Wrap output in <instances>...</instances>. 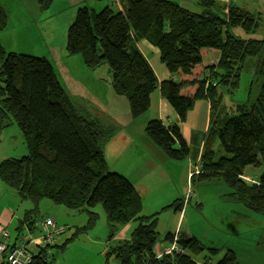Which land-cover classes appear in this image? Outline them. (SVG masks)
<instances>
[{
  "label": "trees",
  "instance_id": "obj_1",
  "mask_svg": "<svg viewBox=\"0 0 264 264\" xmlns=\"http://www.w3.org/2000/svg\"><path fill=\"white\" fill-rule=\"evenodd\" d=\"M53 1L38 0V4L48 10ZM117 1L118 11L110 6L100 12L86 6L79 8L68 32L69 53L80 54L90 68L108 65L115 93L128 97L130 116L136 120L150 109L152 94L159 85L153 66L136 43L146 40L158 48L169 74L183 76L180 81L165 79L160 86L162 96L180 122L187 120L197 101H209L213 109L210 128L206 133L194 130L189 144L179 124L166 126L161 119H151L145 138L131 141L143 147L148 141L171 160L191 161L200 169L197 177L192 176V186L196 180L202 184L221 179L241 195L238 201L264 218V40L242 39L231 31L241 27L245 32H254L262 21L261 13L231 2L225 17H220L213 10L216 0H199L197 12L171 0ZM7 21L8 13L0 4V32ZM206 49L220 53L218 66L222 72L214 73L221 78L213 75L212 80L202 79L194 93L182 92V88L191 86L187 78L194 75L193 68L202 64ZM232 70L249 74L251 84L247 100L237 106L238 113L221 116L224 89L237 90L233 78L240 74L227 79ZM111 116L86 99L84 106L75 104L48 58L6 53L0 42V134L17 124L28 148L23 157L0 163L1 180L22 199L31 198L36 204L42 198L70 210L102 204L111 230L109 241L121 226L139 220L129 241L107 251L108 257L120 264H197L195 256L206 248L187 233L179 232L178 244L184 253L165 254L164 244L157 254L155 223L145 224L148 219L140 216V192L131 180L107 166L106 145L118 136L122 126L127 127ZM216 143L221 156L213 147ZM244 165L263 167L258 182L249 185L243 179ZM184 208V199H178L175 209ZM89 213L90 223L94 224L97 215ZM31 218L32 214L27 215L18 229L22 231L27 225L35 231L36 222ZM174 236L169 233L165 243L173 242ZM210 251L215 255L217 248ZM33 264L51 263L38 253ZM216 264L243 263L228 249Z\"/></svg>",
  "mask_w": 264,
  "mask_h": 264
},
{
  "label": "rangeland",
  "instance_id": "obj_2",
  "mask_svg": "<svg viewBox=\"0 0 264 264\" xmlns=\"http://www.w3.org/2000/svg\"><path fill=\"white\" fill-rule=\"evenodd\" d=\"M171 1L193 12L200 9L199 0ZM223 1L225 0H216L214 7L220 6ZM235 3L246 4L244 7L252 10L257 7L258 10L255 11L261 13L262 21L257 29L250 33L241 27L232 28L233 35L242 39L264 40V0H236ZM0 4L8 13L7 25L0 32V42L6 53L17 52L48 58L54 65L61 85L75 104L84 106L86 99L96 108H98L96 103H101L110 108L111 113L117 112L123 117L130 116L129 99L115 93L108 65L90 68L84 64L80 54H70L67 49L68 32L79 8L86 6L100 12L106 6H110L114 11H118V5L114 0H54L48 10H42L38 0H0ZM212 60L208 59L205 68L201 67L194 76L187 78L188 81H192L191 93L196 91L204 77L208 81L213 79V75L215 78H221V75L216 76L214 73L215 70L222 72L218 66L219 60ZM154 65L161 73L159 65ZM230 73L231 76L227 73V79L232 78L235 73L240 74L233 78L232 85L237 86V90L233 92L231 88L224 89L221 116L226 113L231 115L238 113L237 106L247 100L251 84L249 74L235 70ZM185 89L182 88V92H186ZM229 90L232 93H227ZM110 94H115L113 95L116 96L115 100L111 99ZM101 111L105 112L102 108ZM151 113L152 111L136 119L134 130L139 132L138 135H145L146 130L142 125H145ZM111 118L115 119L113 116ZM113 128L115 129V126ZM120 132L124 133L123 126ZM213 147L221 156L222 150L218 148V143ZM156 148L157 156L154 158L140 145L134 148L128 144L122 150L104 151L110 171L127 177L140 192L142 197L140 216L148 219L145 224L155 223L158 237L155 250L159 253L158 249L162 248L169 233L183 232L196 237L205 246L206 249L195 256L199 264L209 260L208 257H211L214 264L218 263L228 249L233 250L238 261L243 264H264V218L258 216L259 212L250 210L238 201L241 195H237L221 179L202 184L196 180L192 186V176H198L199 167L189 161L193 168L188 179L189 166L186 161L171 160L162 150ZM27 152L26 139L17 124L1 132L0 163L4 159L21 158ZM156 163H160L162 167L154 165ZM242 170L243 179L249 185L258 182L263 173V167L256 168L250 165H244ZM180 198L184 199L183 211L175 209ZM89 211L97 215L94 224L90 223ZM28 212L32 214L30 221H35L36 227L40 221L50 217L55 221V229H64L44 253L45 259L51 264H120L114 257H108L107 251L114 245H122L129 241L140 224V221L136 220L121 226L114 239L109 241L111 230L102 204H96L87 210H70L63 205H55L48 198H42L36 204L31 198L22 199L0 178V224L9 230L12 241L17 238L35 239L41 235L38 228L31 231L27 225H24L22 231L18 229L27 215H30ZM4 214L7 216L5 221L1 217ZM166 243H168L166 246L170 245V242ZM212 248H217L215 255L210 251ZM31 249L34 252L40 251L35 245H32Z\"/></svg>",
  "mask_w": 264,
  "mask_h": 264
},
{
  "label": "crops",
  "instance_id": "obj_3",
  "mask_svg": "<svg viewBox=\"0 0 264 264\" xmlns=\"http://www.w3.org/2000/svg\"><path fill=\"white\" fill-rule=\"evenodd\" d=\"M115 3L118 5V8H120V4L118 3L117 0H114ZM236 0H231V2H233V4L238 5L242 8H246L244 6H246V4L243 5H239L235 3ZM227 3H230L229 0H225L223 2H221V4L223 7H225L227 5ZM251 3V2H249ZM257 5V4H256ZM258 6V5H257ZM257 7H255L254 10L252 9H247L246 10H250L253 12H256L255 10ZM137 47L140 49V51L146 56V58L149 60V62L151 63V65L153 66L156 75L158 77L159 80V85L157 90L152 94V100H151V107L150 109L146 112H151L150 117L145 121V125H142V128L146 130V126L148 124V122L151 119H161L163 121V123L168 126V125H172V124H179L182 134L184 135V138L189 142V144L192 143V140L194 139V136L192 135L194 130L198 131V132H207L210 122H211V117H212V106L210 104L209 101L207 100H199L196 102V104L194 105V108L188 113V118L186 122H180L179 121V117L178 114L176 113V111L174 110V108L171 106V104L168 102L167 99H165L162 96L161 93V83L169 78L172 77L174 80L176 81H180L183 79V76L179 73L176 74H169V72L166 69V66H164V64L161 62L160 60V52L158 50V48L154 47L153 45H151L150 43H148L146 40H140L137 41ZM213 57V58H211ZM208 59H213L212 61L215 60H219L220 59V53L213 51V50H204L203 51V63L200 66H197L195 68L192 69V73H194V75L196 74V72H199L198 70L201 69V67H206L205 62ZM159 65L160 69H161V73H159L157 71V67L154 65ZM202 74V73H201ZM194 75H189V76H194ZM203 76V75H202ZM206 78V77H204ZM203 78V79H204ZM200 79V78H199ZM208 84V83H207ZM193 86H189L188 88H184L185 91L188 93L192 92ZM115 94H110L111 99L115 100L116 96H113ZM98 106V109L101 108L103 110H105L106 113L117 117L116 120H118V122H120L121 124L126 125L127 127L124 129V133L120 132L118 134V136H116L110 143H108V145L105 147L104 151L106 149H114V150H122L126 145H130V147H136L138 146L136 141H131L133 138H136V140L142 141V139L145 138L146 135L142 134V135H138L139 132H135L134 130V124L136 123V121L138 120H133L131 118V116L127 117V115H125L124 117L122 115H118L117 112H112L109 110L110 108H106V106L104 104L101 103H96ZM120 116V117H119ZM112 147V148H111ZM145 152H149L152 154V157L154 158V156L156 155V150L157 148L148 141L144 142V147L141 146ZM157 156V155H156ZM186 163H188L189 166V172H188V179L190 177V174L192 172V168L190 166V164H192L189 161H186ZM160 164V163H159ZM2 219H4L3 221H5L6 217L5 214L4 216L1 215ZM179 233V232H178ZM164 244L166 245L167 243H163L162 246H164ZM159 252H161V249H158ZM157 252V251H156ZM157 254H159L157 252ZM210 260H205L203 261V264H214L213 261ZM196 263H198V261L196 260Z\"/></svg>",
  "mask_w": 264,
  "mask_h": 264
},
{
  "label": "built area",
  "instance_id": "obj_4",
  "mask_svg": "<svg viewBox=\"0 0 264 264\" xmlns=\"http://www.w3.org/2000/svg\"><path fill=\"white\" fill-rule=\"evenodd\" d=\"M218 6V5H217ZM223 9V10H220ZM215 13L221 17H225L226 8L213 7ZM41 235L35 239H15L11 240L9 230L0 224V264H33L34 258L38 253L44 255L48 246L55 242L56 236H59L63 228L55 229V221L47 217L37 227ZM35 245L40 248L39 252H34L31 246ZM165 254L184 253V250L178 244V237L176 236L173 243L165 248Z\"/></svg>",
  "mask_w": 264,
  "mask_h": 264
},
{
  "label": "clouds",
  "instance_id": "obj_5",
  "mask_svg": "<svg viewBox=\"0 0 264 264\" xmlns=\"http://www.w3.org/2000/svg\"><path fill=\"white\" fill-rule=\"evenodd\" d=\"M231 3V2H230ZM230 3H227V5L224 7V8H226V10H227V8H228V6L230 5ZM221 6V5H220ZM226 13H227V11H226ZM226 15V14H225ZM221 17V16H220ZM175 236H174V238H173V241H174V239H175V237L177 236L178 237V239H179V233H177V234H174ZM173 242H170V245L172 244ZM168 244V243H167ZM166 244V245H167ZM168 247V246H167ZM185 252V251H184ZM160 255H162V254H160Z\"/></svg>",
  "mask_w": 264,
  "mask_h": 264
},
{
  "label": "bare ground",
  "instance_id": "obj_6",
  "mask_svg": "<svg viewBox=\"0 0 264 264\" xmlns=\"http://www.w3.org/2000/svg\"><path fill=\"white\" fill-rule=\"evenodd\" d=\"M46 261H47V260H46ZM47 263H50V262L47 261Z\"/></svg>",
  "mask_w": 264,
  "mask_h": 264
}]
</instances>
